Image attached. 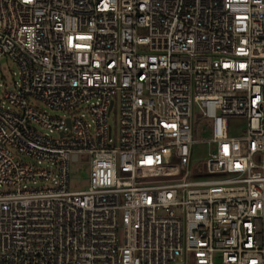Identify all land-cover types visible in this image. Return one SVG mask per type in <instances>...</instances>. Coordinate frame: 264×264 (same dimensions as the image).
<instances>
[{"label": "built area", "instance_id": "1", "mask_svg": "<svg viewBox=\"0 0 264 264\" xmlns=\"http://www.w3.org/2000/svg\"><path fill=\"white\" fill-rule=\"evenodd\" d=\"M1 58L0 264H264V0H0Z\"/></svg>", "mask_w": 264, "mask_h": 264}, {"label": "rangeland", "instance_id": "2", "mask_svg": "<svg viewBox=\"0 0 264 264\" xmlns=\"http://www.w3.org/2000/svg\"><path fill=\"white\" fill-rule=\"evenodd\" d=\"M15 65L12 61L7 58L0 59V84L5 85L6 87L11 86V72L15 71ZM37 106L41 109H44L50 114L62 115L64 111L51 109L41 102H37ZM116 112V108L114 109ZM113 114L108 118V122H113ZM115 121V118H114ZM243 125L242 119H231L229 121V134H237L239 128ZM205 148L198 144L193 147V158L196 160L202 159L204 155ZM21 158V156H20ZM25 161L33 163L32 160L24 158ZM87 173H88V163L78 158L76 161H70L67 167V178H68V189L70 191L82 190L86 186L87 182Z\"/></svg>", "mask_w": 264, "mask_h": 264}]
</instances>
